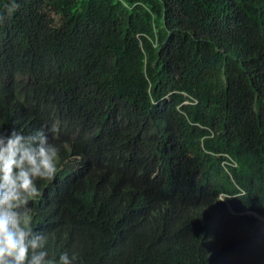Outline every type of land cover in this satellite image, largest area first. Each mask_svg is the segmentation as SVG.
I'll return each mask as SVG.
<instances>
[{
	"label": "trees",
	"instance_id": "trees-1",
	"mask_svg": "<svg viewBox=\"0 0 264 264\" xmlns=\"http://www.w3.org/2000/svg\"><path fill=\"white\" fill-rule=\"evenodd\" d=\"M12 2L0 131L57 129L63 195L28 203L49 257L264 264L227 208L264 215V0Z\"/></svg>",
	"mask_w": 264,
	"mask_h": 264
},
{
	"label": "clouds",
	"instance_id": "clouds-1",
	"mask_svg": "<svg viewBox=\"0 0 264 264\" xmlns=\"http://www.w3.org/2000/svg\"><path fill=\"white\" fill-rule=\"evenodd\" d=\"M18 7L13 0L6 10L10 15ZM3 20L4 17L0 16V22ZM49 131L54 133L57 129L55 126L49 130L45 126H37L25 133L16 129L7 133L0 131V264H73L77 259L75 254L70 257L67 252L62 253L58 261L50 258L46 250V237L31 227L29 199L40 195L46 197L42 201L49 202L55 197L52 200L55 202L63 195L61 187L49 200L51 193L46 192L54 181L52 178L55 179L60 152V147L51 143L58 133L52 138ZM224 162L233 164L228 160ZM38 180L50 181H42L41 186L36 183ZM227 208L233 216L243 214L254 218L256 225L249 235L264 238V231H257L258 218L247 213H256L258 217L264 218L263 214L252 210L237 214L229 205Z\"/></svg>",
	"mask_w": 264,
	"mask_h": 264
},
{
	"label": "rangeland",
	"instance_id": "rangeland-1",
	"mask_svg": "<svg viewBox=\"0 0 264 264\" xmlns=\"http://www.w3.org/2000/svg\"><path fill=\"white\" fill-rule=\"evenodd\" d=\"M247 214L250 215V216H253V217H257L258 218L257 231L258 232L264 231V218L258 217V215L256 213H253V214L252 213H247ZM242 216H244V215L242 214ZM234 217H236V216H234Z\"/></svg>",
	"mask_w": 264,
	"mask_h": 264
}]
</instances>
